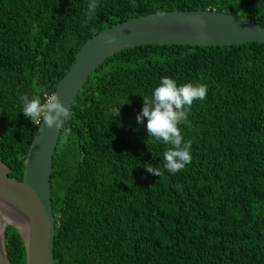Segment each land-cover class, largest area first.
Here are the masks:
<instances>
[{
    "label": "trees",
    "instance_id": "trees-1",
    "mask_svg": "<svg viewBox=\"0 0 264 264\" xmlns=\"http://www.w3.org/2000/svg\"><path fill=\"white\" fill-rule=\"evenodd\" d=\"M89 2L0 0V160L20 181L42 123L19 98L56 94L97 34L151 13L210 9L264 28V0H97L91 19ZM165 76L209 89L180 126L193 158L176 174L164 168L171 146L136 120ZM70 111L51 178L55 264H264V44L125 49L94 70ZM6 246L12 264H27L12 226Z\"/></svg>",
    "mask_w": 264,
    "mask_h": 264
},
{
    "label": "water",
    "instance_id": "water-1",
    "mask_svg": "<svg viewBox=\"0 0 264 264\" xmlns=\"http://www.w3.org/2000/svg\"><path fill=\"white\" fill-rule=\"evenodd\" d=\"M113 43L109 45L107 41ZM264 44V28L239 16L215 10L166 11L136 17L90 39L60 81V101L71 109L82 85L108 57L142 45L233 46ZM63 119V118H62ZM66 122V121H65ZM65 125V123H64ZM64 125L40 124L25 161L23 180L0 160V264H12L6 231L21 235L27 264H55L56 221L53 211V161Z\"/></svg>",
    "mask_w": 264,
    "mask_h": 264
},
{
    "label": "clouds",
    "instance_id": "clouds-1",
    "mask_svg": "<svg viewBox=\"0 0 264 264\" xmlns=\"http://www.w3.org/2000/svg\"><path fill=\"white\" fill-rule=\"evenodd\" d=\"M97 8V0H90L87 10L89 19L95 15ZM107 43L111 45L113 40L109 39ZM208 90L206 84L189 82L178 85L175 79L165 76L151 98L142 97L143 106L136 117L137 123L143 124L146 119L148 137L171 146L163 153L164 168L169 173L176 174L192 162L191 141L184 139L180 126L190 124L188 117L192 106L197 101H204ZM19 99L23 102L24 116L32 123L45 124L49 129H60L72 116L70 109L64 106L55 93L43 102L40 96L29 98L23 95ZM70 135L71 130L64 128L65 143ZM143 167L154 176L163 174L159 167L151 164H144Z\"/></svg>",
    "mask_w": 264,
    "mask_h": 264
},
{
    "label": "built area",
    "instance_id": "built-area-1",
    "mask_svg": "<svg viewBox=\"0 0 264 264\" xmlns=\"http://www.w3.org/2000/svg\"><path fill=\"white\" fill-rule=\"evenodd\" d=\"M38 124H40V123H38Z\"/></svg>",
    "mask_w": 264,
    "mask_h": 264
}]
</instances>
